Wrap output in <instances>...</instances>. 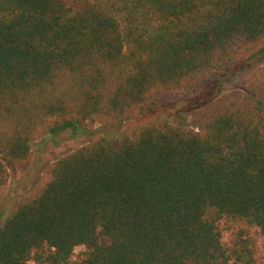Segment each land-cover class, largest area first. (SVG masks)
<instances>
[{
	"label": "trees",
	"instance_id": "obj_1",
	"mask_svg": "<svg viewBox=\"0 0 264 264\" xmlns=\"http://www.w3.org/2000/svg\"><path fill=\"white\" fill-rule=\"evenodd\" d=\"M264 46V0H0V187L32 143L119 131ZM58 158L1 223L0 264H255L264 237V65L195 114ZM84 132V131H83ZM87 132V131H86Z\"/></svg>",
	"mask_w": 264,
	"mask_h": 264
},
{
	"label": "rangeland",
	"instance_id": "obj_2",
	"mask_svg": "<svg viewBox=\"0 0 264 264\" xmlns=\"http://www.w3.org/2000/svg\"><path fill=\"white\" fill-rule=\"evenodd\" d=\"M262 65H264V46L196 92L170 98L144 116L126 120L119 131H109L98 123H86L77 133L66 130L35 140L31 145L32 160L27 170L20 171L9 165L10 178L0 187L1 223L24 198L43 185L50 167L58 158L96 138H117L135 127L157 121L196 129L195 114L201 108L229 91L243 88L248 77ZM219 226L226 243H229L240 230L247 231L253 245L255 264H264V237L257 229L227 219L220 221ZM83 252L84 247H76L70 264L77 262Z\"/></svg>",
	"mask_w": 264,
	"mask_h": 264
}]
</instances>
